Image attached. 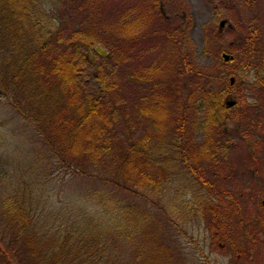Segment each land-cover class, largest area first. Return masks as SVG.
I'll use <instances>...</instances> for the list:
<instances>
[{
    "label": "rangeland",
    "instance_id": "obj_1",
    "mask_svg": "<svg viewBox=\"0 0 264 264\" xmlns=\"http://www.w3.org/2000/svg\"><path fill=\"white\" fill-rule=\"evenodd\" d=\"M158 1L163 8L159 26L174 36L180 59L175 57L176 68L171 69L162 82L147 84V97L166 99L170 92L165 81L179 79L180 88L186 86L190 91L204 83L206 90L213 86L225 87L230 90L229 100L245 102L242 108L231 109L218 150L211 160L198 168L205 183L183 169L179 161L175 162L174 175L167 182L166 195L162 198L157 195L163 191L143 188V182H137L139 189L135 193L106 182L103 178L111 176L112 172L108 170L114 169L110 165L102 169L83 162V169L93 177L80 169L74 173L57 162L42 143L34 124L20 117L0 95V264H27V255H22L21 249L25 234H18L20 217L27 207L32 214L33 226L39 228L37 248L53 246L67 229L72 231L75 227L74 235L93 234L108 244L115 256L121 250L123 263H133L134 249L123 236L114 234L115 223L123 222L128 211L131 215L128 221H132L125 223L132 227L130 230L137 229L132 236L134 243L145 241L147 230L142 228L149 226L151 215L162 224L163 219H168L166 233L162 227H157L163 252L170 253L164 259L157 258L159 264H264V82L257 83L259 78L264 81V72L249 66L252 59L260 62L262 49L264 54V0ZM96 4L106 9L112 19L117 18L121 9L140 5L139 0H96ZM222 19L226 21L219 28ZM254 24L259 29L262 49H256L257 53L252 55L248 51V37ZM71 26L67 24L60 34L67 35ZM164 42L154 36L136 43H121V58H115V61L126 74L157 64L156 58H163L160 53ZM97 51L105 53L100 47ZM181 53L186 60L210 74L208 79L190 78L179 63L183 60ZM222 53L231 55L233 61L222 60ZM111 63L109 59V65ZM230 77L234 78L233 84L229 83ZM128 111L130 115L134 114L130 107ZM199 117L183 137L177 138L179 145L187 142L193 145L191 153L186 151L191 159L200 155V143L205 137ZM124 130L122 125L119 132L122 134ZM133 161L137 165L133 178L138 180L141 159L135 155ZM207 164L210 167L207 168ZM154 169L151 165L150 172ZM9 200L12 203L8 204ZM158 205L166 210V218ZM19 208L22 210L18 211ZM132 216L142 218L139 221L141 229ZM230 228L236 239L242 229L248 230L244 241L257 238L260 242L257 249L245 245L244 249H249L244 256L241 248L233 250L224 239L216 237L219 235L216 229L226 234L224 229L229 233ZM212 234H215L214 238ZM154 237L148 234L149 239ZM240 242L234 244L237 246ZM250 254L252 257H248Z\"/></svg>",
    "mask_w": 264,
    "mask_h": 264
},
{
    "label": "trees",
    "instance_id": "obj_2",
    "mask_svg": "<svg viewBox=\"0 0 264 264\" xmlns=\"http://www.w3.org/2000/svg\"><path fill=\"white\" fill-rule=\"evenodd\" d=\"M139 3L138 7L120 8L117 18L112 19L96 0H0V95L20 117L34 124L42 143L58 163L74 173L79 169L85 172L83 162L98 168L110 165L114 169H107L112 175L103 178L106 182L133 193L139 189L137 182H143V188L163 191L157 195L162 198L166 195L167 182L174 175L176 161L205 183L198 168L218 150L231 109L242 108L245 102L231 100L233 103L228 104L230 90L225 87L213 86L206 90L204 83L190 91L186 86L180 88L179 79L165 81L170 92L166 99L147 97V84L162 82L168 77L170 70L176 68L175 57L180 59V55L174 36L159 26L163 15L159 1L139 0ZM67 24L72 26L64 36L60 32ZM258 30L254 24L248 37V51L252 55L261 48ZM154 36L165 41L160 53L163 58H156L157 64L126 74L115 61L121 58V43H136ZM97 47L105 53L98 52ZM181 57V68L190 78L208 79L210 74L204 69L186 60L183 53ZM107 58L112 60L110 65ZM224 61L231 63L232 56ZM249 66L264 72L263 49L260 62L252 59ZM263 82V78L257 79V83ZM128 107L134 111L133 115ZM198 115L205 137L200 143V155L191 159L186 151L191 153L193 145L190 142L179 145L177 138L183 137ZM122 125L125 130L121 134ZM137 128L143 130L136 131ZM135 155L141 159L142 166L138 180L132 174L137 167L133 161ZM151 165L155 166L153 173ZM85 173L93 177L92 173ZM9 203L12 202L9 200ZM157 208L166 218V210L159 205ZM129 217L127 211L124 221L114 225V234L123 236L134 249L135 261L127 264H159L157 258L170 255L163 252L164 246L161 247L157 238L161 235L157 227L166 233L167 218L162 224L151 215L149 226L142 228L147 230L145 241L134 243L132 236L137 229L130 230L132 227L127 226L132 221H128ZM132 218L141 229L142 218ZM20 219L18 234H25L21 249L22 255H27V264H125L121 250L115 256L99 237L74 235L75 227L72 231L67 229L53 246L37 248L39 228L33 226L29 207ZM258 220L263 223L262 219ZM216 230L219 233L216 237L224 239L233 250L241 248L244 256L249 248L256 250L260 243L255 237L251 242L244 241L246 229H240L238 239L231 228L230 234L226 229V234ZM148 234L155 235L154 239H149ZM212 235L214 238L215 234ZM235 241L242 242L236 246ZM245 245L249 247L246 250Z\"/></svg>",
    "mask_w": 264,
    "mask_h": 264
},
{
    "label": "water",
    "instance_id": "obj_3",
    "mask_svg": "<svg viewBox=\"0 0 264 264\" xmlns=\"http://www.w3.org/2000/svg\"><path fill=\"white\" fill-rule=\"evenodd\" d=\"M225 21H226V20H224V19L220 20V22H219V27H220V28L224 25ZM230 57H231V56H230L229 54H227V53H222V58H223L224 60H228ZM233 82H234V78H233V77H230V79H229V83H230V84H233ZM227 103L231 105L233 102H232L231 100H228ZM262 206L264 207V200L262 201Z\"/></svg>",
    "mask_w": 264,
    "mask_h": 264
}]
</instances>
